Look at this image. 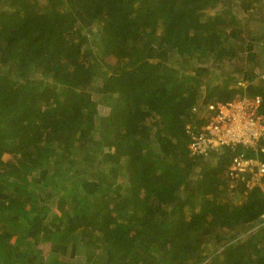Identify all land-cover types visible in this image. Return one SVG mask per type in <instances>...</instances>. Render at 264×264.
Masks as SVG:
<instances>
[{"label": "trees", "instance_id": "obj_1", "mask_svg": "<svg viewBox=\"0 0 264 264\" xmlns=\"http://www.w3.org/2000/svg\"><path fill=\"white\" fill-rule=\"evenodd\" d=\"M238 93L264 116V0H0V264H264L254 148L188 150Z\"/></svg>", "mask_w": 264, "mask_h": 264}, {"label": "built area", "instance_id": "obj_2", "mask_svg": "<svg viewBox=\"0 0 264 264\" xmlns=\"http://www.w3.org/2000/svg\"><path fill=\"white\" fill-rule=\"evenodd\" d=\"M259 103L258 97H242L216 106L210 105L216 110V115L191 135L188 145L191 154H203L214 145L254 147L260 138H264V116L256 114ZM260 150L264 148L260 147ZM247 170L252 172L253 182L259 181L264 176V162L243 154L235 155L229 165V174L236 176ZM261 218L264 223V211Z\"/></svg>", "mask_w": 264, "mask_h": 264}, {"label": "rangeland", "instance_id": "obj_3", "mask_svg": "<svg viewBox=\"0 0 264 264\" xmlns=\"http://www.w3.org/2000/svg\"><path fill=\"white\" fill-rule=\"evenodd\" d=\"M252 23H253V25H254L255 22H252ZM105 58H106V57H105ZM107 59H108V58H106V60H107ZM236 62H238V61H236ZM210 63H211V62H210ZM202 65L205 66V67L208 66V67L210 68V71H211L212 74H213V73H219V70H221V67H224V66H225V64H223V65L219 68V67H217L216 63H213L212 65H210L209 62H206V63H204V64H202ZM227 65H229V64H227ZM247 65L252 66L251 64H247ZM96 80H97L98 82H100V78H97ZM96 80L94 81L93 84L96 83ZM202 86H204V84H203ZM58 87H59V86H58ZM99 98H100V96L95 95V93L93 94V99L95 100V102H96V104H97V108H98V110L101 111V112H103V113L100 112V116H101V117H104V118H107V116H108V111H109V110H108L109 107H108L107 102H106L105 100H100ZM106 121H107V120H106ZM106 121H105V122H106ZM105 122L102 121L103 124H104ZM95 142L101 145V149H102V151H105V150H113V149L115 150V146H114L113 144L106 143V138H105L104 135L102 134L101 128L99 129V131H98L97 134H96ZM8 160H11V157H9ZM63 160H64V158H63ZM98 160H101V159L99 158ZM95 163H97V161H95L94 164H95ZM88 165H92V163H90V164H88ZM88 165H86V166H88ZM252 229H253V228H251V230H252Z\"/></svg>", "mask_w": 264, "mask_h": 264}, {"label": "clouds", "instance_id": "obj_4", "mask_svg": "<svg viewBox=\"0 0 264 264\" xmlns=\"http://www.w3.org/2000/svg\"><path fill=\"white\" fill-rule=\"evenodd\" d=\"M241 84H244V83H241ZM242 97H249V96H247V95H241V94H236V96L234 97V98H232L231 100H228V101H232V100H236V99H238V98H242ZM250 98V97H249ZM225 102H227V101H218V102H215V104H211V105H213V106H216L218 103H225ZM213 109V108H212ZM216 111V110H215ZM216 115V112H215V114L211 117V119L210 120H212V118L214 117ZM210 120H208V121H210ZM208 121H206V122H204V123H202L201 125H199V126H195V127H190V125H187L186 126V128H187V130H186V132L188 133V135H189V138L191 139V135L192 134H194V133H196V132H198L199 130H200V128L203 126V125H205V124H207L208 123ZM190 139H189V143H190ZM189 143H188V145H189ZM258 143V142H257ZM256 143V144H257ZM255 144V146L253 147L254 149V155L253 156H249V157H255L257 160H258V158L256 157L257 156V152L260 150V147H263L264 148V146H259V145H256ZM216 146H220V147H225L226 145H214V146H211V147H213V149H214V147H216ZM242 146V145H241ZM211 147H209V148H211ZM208 148V149H209ZM208 149L203 153V154H206L207 153V151H208ZM189 150V149H188ZM237 154H243V153H236V154H234L232 157H231V160H230V163H229V165L231 164V161H232V158L235 156V155H237ZM244 155V154H243ZM245 156V155H244ZM247 157V156H246ZM229 165L226 167V170H227V173H228V175L232 178V180H231V182L229 183V185H230V187H232L234 184H235V179L236 178H240V179H243V177H244V175L245 174H250V177L246 180V182L247 183H249V185H252L254 182L252 181V179H251V177H252V172L251 171H249V170H247V171H245V172H239L236 176H231L230 174H229ZM251 182H253V183H251ZM261 184V183H260ZM262 189H263V191H264V181H262ZM262 214V213H261ZM260 218H261V215H260ZM261 220H262V218H261ZM262 224H264L263 223V221L261 222Z\"/></svg>", "mask_w": 264, "mask_h": 264}]
</instances>
